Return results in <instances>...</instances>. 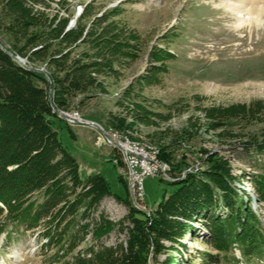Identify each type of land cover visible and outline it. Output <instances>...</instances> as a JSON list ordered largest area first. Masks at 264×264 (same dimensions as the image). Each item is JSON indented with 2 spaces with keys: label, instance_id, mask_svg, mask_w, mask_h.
<instances>
[{
  "label": "rangeland",
  "instance_id": "rangeland-1",
  "mask_svg": "<svg viewBox=\"0 0 264 264\" xmlns=\"http://www.w3.org/2000/svg\"><path fill=\"white\" fill-rule=\"evenodd\" d=\"M226 3L38 0L36 5L33 0H0V43L10 47L9 24L17 26L23 52L19 57L26 65L41 68L48 80V72L62 78L78 66L86 67L83 75L90 82L86 91L68 96L67 109L59 110L146 146L165 171V175L160 170L145 176L139 197L130 191L116 146L92 126L55 118L62 144L79 163L80 176L100 173L112 193L122 200L128 197L149 214L178 186L166 180L225 161L230 174L238 177L232 184L243 190V199L249 197L250 208L264 228V203L257 201L246 176L255 159L263 158L243 146L264 139V25L253 21L237 27L238 14ZM62 26L57 41L47 36ZM71 30L80 31L79 38L62 42L63 34ZM28 58L36 66L29 65ZM48 94L52 96L51 87ZM114 157L121 161L115 163ZM100 213L117 223L128 208L109 196L94 216ZM117 228L102 238L103 243L125 242L126 231ZM193 228L181 239L183 248L175 245L177 252L170 250V241L161 239L162 246L151 259L149 246L148 264H167L169 256L177 258L174 264H205L204 257L215 254L219 257L213 264H264V253L245 258L235 243L229 252H219L206 243L208 232L202 222ZM41 230L38 225L12 231V238L0 232V264H49L55 248L43 244ZM92 242L88 233L74 252Z\"/></svg>",
  "mask_w": 264,
  "mask_h": 264
},
{
  "label": "trees",
  "instance_id": "trees-1",
  "mask_svg": "<svg viewBox=\"0 0 264 264\" xmlns=\"http://www.w3.org/2000/svg\"><path fill=\"white\" fill-rule=\"evenodd\" d=\"M37 1L33 3L37 5ZM9 25L13 39L6 49L23 56L18 44L20 30ZM63 29H54L47 36L57 41ZM80 34L68 31L62 42L73 43ZM30 59L27 63L36 66ZM85 68L78 66L76 72L70 70L62 78L48 72V80L0 48V232L6 231L12 238V231L41 226L43 244L55 248L49 264H148L149 246L153 247L151 259L162 246L161 239L170 241V250L177 252L175 245L183 248L181 239L194 230L196 222H202L208 232L206 243L219 252H229L235 243L245 258L264 253V228L250 208L249 197L243 199V190L232 184L238 177L230 174L225 161L166 180L178 186L149 214L132 205L128 197L122 200L112 193L100 173L80 176L77 159L60 140L55 118L63 119L54 107L65 110L68 96L86 91L90 82L83 75ZM243 146L262 155L246 176L257 201L264 203V139ZM119 179L123 181L122 176ZM109 196L127 205L128 213L120 222L103 213L94 216L102 199ZM116 227L126 231L125 242L103 243L102 238ZM88 233L93 242L74 252ZM218 257L206 255L204 263L213 264ZM175 261L176 257L169 256L167 264Z\"/></svg>",
  "mask_w": 264,
  "mask_h": 264
},
{
  "label": "built area",
  "instance_id": "built-area-1",
  "mask_svg": "<svg viewBox=\"0 0 264 264\" xmlns=\"http://www.w3.org/2000/svg\"><path fill=\"white\" fill-rule=\"evenodd\" d=\"M66 121L69 123L76 124V120L84 121L81 117L77 116L76 113L70 114L67 113ZM106 136L105 138L109 144L116 146L120 152V157L125 164L126 172H128V185L130 191L141 197L143 194V179L147 175L154 176L160 170L164 169L160 164H155L153 162V157L150 152H145L143 148L135 146V144H128V141L122 139L112 131H104ZM114 162H119L118 158L114 157ZM123 172L124 170L121 169ZM125 173V172H124Z\"/></svg>",
  "mask_w": 264,
  "mask_h": 264
},
{
  "label": "bare ground",
  "instance_id": "bare-ground-1",
  "mask_svg": "<svg viewBox=\"0 0 264 264\" xmlns=\"http://www.w3.org/2000/svg\"><path fill=\"white\" fill-rule=\"evenodd\" d=\"M225 6L226 8H229L230 11L232 10L236 14H238L237 27H240L245 23H251L253 21L257 26L264 25V0H227ZM76 115L78 116V114ZM116 135L118 136V134ZM124 139L128 141V144H135V146L143 148L145 152H150L153 157V162L155 164H160L157 161L158 157L156 156V154L149 148L141 145L138 142L130 141L127 138ZM182 175H185V172H183Z\"/></svg>",
  "mask_w": 264,
  "mask_h": 264
},
{
  "label": "water",
  "instance_id": "water-1",
  "mask_svg": "<svg viewBox=\"0 0 264 264\" xmlns=\"http://www.w3.org/2000/svg\"><path fill=\"white\" fill-rule=\"evenodd\" d=\"M0 48L5 51L8 55H10L15 61H17L21 66L27 68V69H30V70H33V71H36V72H40L42 73L43 70L41 68H32L28 65H26L25 63V60L20 58L18 55H14L13 53H11L10 51H8L1 43H0ZM54 112H56L58 114L59 117L61 118H67V113L62 111V110H59V109H56L54 108ZM76 123L77 124H85V125H89V126H92L94 128H96L103 136H106L103 128L96 122H93V121H80V120H76Z\"/></svg>",
  "mask_w": 264,
  "mask_h": 264
}]
</instances>
